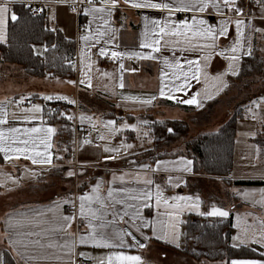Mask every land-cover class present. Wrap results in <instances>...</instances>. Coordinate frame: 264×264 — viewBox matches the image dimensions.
<instances>
[{
	"label": "crops",
	"instance_id": "1",
	"mask_svg": "<svg viewBox=\"0 0 264 264\" xmlns=\"http://www.w3.org/2000/svg\"><path fill=\"white\" fill-rule=\"evenodd\" d=\"M73 1L75 0H0V4L8 5L10 13L14 12L16 4H24L32 9L39 6L40 13H46L52 28L61 29L68 39L76 42V55L72 61L75 69L74 78L26 76L23 72L19 78L5 80L8 85L14 87L15 91L13 94L0 96V104L4 105L8 120L7 124L0 127L52 126L56 128V132L51 138V164H33L30 159L15 156L6 160L4 153L0 152V264L11 263L7 262V256L14 259L15 264H70L66 251L59 247L40 249L30 246L28 252L25 253L22 244L14 243L21 239L16 235L17 232H40L41 230H47L48 234L41 237H28V239H40L45 245L48 243L62 245L65 241L75 239V264H96V257L105 256L112 251H124L128 255H138L142 258L143 264H196L178 250L166 247L156 240L177 247V244L180 245L182 242L183 222L187 214L208 212L212 206L223 208L229 212L227 217L232 216L234 231L231 234V244L234 246L233 237L239 236L243 241L246 234L247 241L243 243L236 241L238 246L234 247H247L254 252V255L231 258L221 261L220 264H231L232 260H264V246L254 242L261 238L254 235V230L259 228L260 224H263L261 222L264 221V205L259 203L262 192H264V145L260 142L264 140V100L262 103L255 102V99L248 102L237 119L234 166L226 177L196 174L193 172V164L190 172L174 168L171 164H162L157 169V161L169 159L172 164L173 162L179 163L182 156L160 158L155 162L147 159L136 162L142 158L141 155L145 151L153 147V137L147 123L148 116L157 119L190 121L207 101L219 97L227 88L228 75H234L229 65L231 64L238 73L243 57L247 56L244 53L248 50L249 44L252 51L255 38L262 37L264 34V12L261 11L260 5L256 3V0H237L238 5L244 9L242 15H237L235 11L227 8H224L222 12H217L209 3L203 12L176 11L169 16L166 10L135 8L131 4L124 3V0H119L109 16L107 11L86 14L84 9L86 7H111V0H103V3H93L90 6L85 4L80 13L73 12L69 8L68 3ZM165 2H171L175 6L176 0H165ZM222 3L223 0H221ZM193 16L197 18V21L199 19L208 21V24L216 29L219 28L222 20H229L228 35L226 37L217 36V47L214 52L204 46L210 41L201 37H193L192 33L187 34L191 41V50L184 52L180 49L188 46L185 38L172 34H166L160 40L159 52L152 48L141 47L146 27L150 30L153 27V20L175 22V25L179 27L182 20H187L191 24ZM237 19L244 21V26H242L243 47L241 51L235 53L239 56V60L233 63L226 58L233 55L230 51L225 52L224 55L220 53L226 48L230 49L235 43L237 38L235 21ZM10 20L9 16L5 28L6 40L0 43L8 41ZM79 24L86 26L88 32L85 35L79 34ZM98 33H104V35L99 36ZM83 36H90L91 39L86 42L82 39ZM101 47L108 51L107 55H100ZM34 50L38 54H43L45 48L37 44ZM112 51L138 52L142 56L150 53L155 58L125 55L117 59L111 56ZM209 52H212V56L205 61L204 57ZM173 53L185 68L187 67L184 64L185 58L196 61L201 68L199 82L193 80L186 91L174 92L176 99L159 95L161 87L170 83L162 73L167 72L170 76L175 71L165 64V58L174 62ZM121 64H123V69L120 67ZM121 79L123 87L120 86ZM81 80L85 82L81 83ZM196 93L200 94L199 106L182 102L184 99L192 98ZM47 96H52V100H61L70 104L68 111L64 112L67 117H73L70 119L74 127L70 158H63L64 153L57 146L58 125L47 122L45 117L44 101L47 100L45 99ZM60 96L68 99H58L57 97ZM209 96L211 98H208ZM21 97L25 98L22 102ZM153 97L155 99H152ZM28 100L32 103L27 104ZM39 100L42 112L36 115L42 116L43 119L24 121L22 117L28 113L23 109L30 108ZM69 101H74V103ZM183 116L187 118H179ZM81 117L84 119L82 120ZM108 121H114V127L106 126ZM221 123L216 124L218 128ZM132 125L136 127L123 128ZM88 127H93L97 135L92 143L85 144L81 141L80 131ZM138 130L144 134L145 141L142 144L137 143ZM101 137H103L102 140ZM99 139L103 144L97 143ZM120 141L127 142L132 147L124 148L120 145ZM105 144L109 145L108 148H119L120 151L101 154L104 157L103 162L98 165L94 164L93 160L97 158L98 148ZM108 156L115 158L106 159ZM141 165H150V167L145 169ZM54 167H63V173L68 180H73L80 175L88 178V184L80 190L73 188L70 191L57 192L47 198L23 200L22 196L26 191L31 193L39 191L34 186L30 189V186L42 181L47 171ZM89 169H93L92 174L87 173ZM69 170L75 175L68 176ZM221 178L222 180H219ZM146 181L153 183L146 184ZM96 185H99L98 194L100 196L107 197L108 191L112 189L113 198L116 200H127L130 194L151 189L153 196L148 201L149 206L147 207L143 206L142 202L127 200V203L135 204L141 213L142 220L136 223L148 222V227H141L140 232H137L126 223L128 217H125L123 221L118 220L116 224V228L131 231L141 244L146 245L145 247L110 249L79 243V237L90 231L87 220L79 215V197L92 194ZM157 185L162 197L168 198V205L175 203L170 199L171 197L188 196L192 197L189 204L199 198L201 201L199 209L186 207L178 215L170 217L167 213L173 212L174 209L168 207L163 199L159 205L156 204ZM120 189L129 191L121 192ZM210 190L215 191L216 195L208 192L215 197V200H208L207 191ZM244 193L248 195L245 196ZM65 201H74L75 207L72 203H65ZM93 207L97 205L94 204ZM124 207L125 205L116 204L117 209ZM129 211L132 210L129 209ZM37 213L42 215L38 216ZM62 215L75 216L71 226L63 230L60 228L63 223L60 220ZM10 219L13 224L19 221V225L9 227ZM106 219H112L110 212ZM172 224H175L177 235L173 234L170 227ZM105 231L111 233L112 228L109 227ZM144 237H150V239L146 241ZM125 240L127 244H135L131 237H125ZM81 252L89 255L81 257L78 255ZM26 256H46L48 258L26 260ZM56 256L62 258L55 259Z\"/></svg>",
	"mask_w": 264,
	"mask_h": 264
},
{
	"label": "snow or ice",
	"instance_id": "2",
	"mask_svg": "<svg viewBox=\"0 0 264 264\" xmlns=\"http://www.w3.org/2000/svg\"><path fill=\"white\" fill-rule=\"evenodd\" d=\"M94 0H88L89 6L92 5ZM119 0H111V7L102 6L100 8H93V7H86L84 9L85 13H103L106 12L111 15L112 8L118 4ZM103 3V0H102ZM124 3L131 4V6L135 8H150L155 10H166L168 15L171 16L176 11H199L203 12L208 7L209 3H211L212 7L216 9L217 12H222L224 8L229 10L235 11L237 15H242L244 9L238 5L237 0H223L221 4V0H176L175 6L171 2H165V0H124ZM261 7V11L264 12V0H256ZM10 19L12 21L17 20V16L14 12L10 13L9 7L7 4H0V41L6 40L5 35V28L7 20ZM147 20V17H145ZM107 23V21H105ZM228 24L229 20L225 19L222 20L219 24V28L216 29L208 24V21L204 19H199L195 16L192 17V23L190 24L187 20L180 21V26L177 27L175 22H162L158 20H153L152 25L153 27L144 32V38L141 44V47L152 48L154 51L159 52L160 50V40L166 34H172L177 37H184L185 41L187 42V47H182L180 49L181 52L185 50H191V41L188 38L187 34L192 33L193 37H201L205 40L210 41V43L204 45L207 48H210L215 51L217 47L216 40L217 36L226 37L228 35ZM199 25V27H197ZM236 25V40L235 43L231 46L230 49H224L220 54L224 55L225 52H231L233 55L226 57L230 59L233 63L239 60V56L235 55V53L242 50V40H243V32L242 26H244V21L241 19H237L235 21ZM99 36H103L104 33H98ZM82 39L84 41H88L91 39L90 36H83ZM108 54V51L104 48H100V55L105 56ZM246 55H251V45L249 44L248 50L244 53ZM125 55H132L141 58H155L150 53L147 56H142L141 53L132 52V53H125L119 51H112L111 56L114 58H121ZM212 56V52H209L205 57V61L210 59ZM174 62H170L167 58H165V64L169 68L175 69L169 76V73L165 72L162 75L169 79L170 83L168 85H164L161 87L159 95L160 96H167L171 99H176V96L173 94L174 92H182L186 91L191 86V81L195 80L199 82L200 80V65L196 61L192 59L185 58L184 64L187 65L185 68L184 65L181 64L179 59L175 58V53H173ZM121 69H123V64L120 65ZM232 74H238L232 65H229ZM84 83V80L80 81ZM74 83V82H72ZM90 86V82H89ZM120 86L123 87V80L121 79ZM167 89V91H166ZM199 93L192 96L190 99H184L182 102L184 104L189 105H197L199 106L200 101L198 99ZM58 99H68L67 97H57ZM208 98H211L210 96ZM24 97H21V102L24 100ZM47 100H52V96L45 97ZM152 99H155L153 97ZM70 103H74V101H69ZM259 107V105H257ZM24 112L28 113L22 117L24 121H31L40 119L42 120V116H38L36 114L42 112V108L38 104H32L30 108L23 109ZM73 117L69 116L68 119H72ZM83 120L84 117H81ZM7 112L4 105L0 104V126L7 124ZM114 121H108L106 126L114 127ZM125 127H132L135 128V125L132 126H125ZM169 132L172 129H168ZM56 132V128L52 126L47 127H8L3 128L0 127V152L4 153L5 159H11L13 156L16 158L25 157L30 159L33 164H51L52 162V153L50 149L52 148V135ZM103 139V137H101ZM83 143L87 144L90 143L89 140L85 139ZM124 148H130L132 145L124 144L122 145ZM107 152H119V148H105ZM114 156H108L106 159H114ZM157 169L162 164H167V161H157ZM191 160H186L184 157H180L179 164L183 167L181 170L185 172H190L192 170ZM142 168H149L150 165H141ZM68 176H73L75 173L71 170L68 171ZM171 179V178H169ZM146 184L153 183L152 181H146ZM155 192V199L156 204L159 205L161 200L168 205V198H163L159 186H156ZM121 192L129 191L127 189H120ZM99 185L93 190L92 194H84L79 197V215L85 218L88 222V228L90 231L86 235H81L79 237V243L82 245L92 244L96 247H104L110 249H118L124 247H145V244H141L139 240L132 234L131 231L126 230L125 228H116L117 221H123L125 217H128V223L131 228H134L137 232H140L141 227H148V222L143 223H136L138 220H142L141 213L139 208L135 204L127 203V200L138 201L142 202L143 206L147 207L148 201L152 199L153 193L151 189H144L139 191L136 194H130L126 199L116 200L113 198V190L110 189L107 193V197H102L99 194ZM245 196L248 193H244ZM175 203L172 205H168V207L174 209L173 212L167 213V215L176 216L181 213L186 207L188 208H195L199 209L201 201L199 198L192 204L188 202L192 200V197L188 196H174L170 198ZM110 202V203H109ZM65 203H72L73 207H75L74 201H65ZM262 205H264V192H262L261 200L259 201ZM97 205V207H93V205ZM116 204L125 205L123 209H117ZM87 209V211H86ZM131 209L132 211H129ZM111 213L112 219L107 220L106 217ZM37 215H42L41 213H37ZM200 215H207V216H218V217H227L229 212L224 210L223 208L212 206L211 210L208 212H201ZM75 219L74 215H62L60 220L63 223L60 225L61 230L66 227H70L72 221ZM99 221V223H96ZM9 227H15L19 225V221H16L15 224L12 223L11 219L9 220ZM261 223H264L262 221ZM109 227L112 228V232L109 233L105 231ZM173 234H176L175 224L170 225ZM47 230H41L40 232H17L16 235L21 237V239L14 241V243H19L23 245L24 252L27 253L30 246L38 247L43 249L45 247H59L62 250L66 251L67 258L70 261V264H75V239L71 241H65L62 245H54L52 243H48L47 245L41 243L40 239H28V237L36 236L41 237L43 235H47ZM143 235V233H141ZM125 237H131L132 240L135 242L134 245L127 244ZM163 238V237H158ZM147 241L150 237H144ZM234 246H238L235 242L240 241L241 243L247 241V237L243 241L239 236L233 237ZM254 242L260 243L261 246H264V236L260 239L255 240ZM179 247V244H177ZM78 255L81 257H87L89 254L81 252ZM48 257H38V256H26V260H36V259H47ZM55 259H61L62 257L56 256ZM96 264H143L142 258L138 255H128L124 251H112L105 256L96 257ZM231 264H264V260H232Z\"/></svg>",
	"mask_w": 264,
	"mask_h": 264
},
{
	"label": "trees",
	"instance_id": "3",
	"mask_svg": "<svg viewBox=\"0 0 264 264\" xmlns=\"http://www.w3.org/2000/svg\"><path fill=\"white\" fill-rule=\"evenodd\" d=\"M13 10L17 20H10L8 41L0 43V62L21 65L26 76L74 78L75 69L72 61L76 55V42L68 39L61 29L52 28L46 13L35 15L32 8L24 4L14 5ZM37 44L44 46L43 54L35 52L34 46ZM263 49L264 34L255 38L251 55L243 57L238 74L228 75V86L223 93L207 101L197 111L208 116V111L213 105L228 97V101L234 105L217 130H200L189 137L192 123L197 122L196 118L186 121L148 116L153 147L145 151L141 155L142 158L136 162L143 161L142 159L155 162L166 156L183 154L192 160L193 172L196 174L228 176L233 167L237 119L248 102L264 94ZM233 90H237L235 95H232ZM69 106L70 104L61 100L44 101L47 122L58 125L57 146L63 151V158H70L72 155L71 138L74 127L64 114ZM170 127L171 132L168 131ZM67 131L70 134L68 138L63 135ZM183 138V148L173 153L168 151L173 143ZM260 142L264 145V140ZM53 169L63 173L64 168ZM87 184L88 181L80 184L79 190ZM183 227L184 232L179 247L156 241L178 250L198 264H220L221 261L231 258L254 255V252L247 247H234L231 244V234L234 231L232 216L211 217L189 213L185 217ZM7 260L15 264L14 259L9 256Z\"/></svg>",
	"mask_w": 264,
	"mask_h": 264
},
{
	"label": "rangeland",
	"instance_id": "4",
	"mask_svg": "<svg viewBox=\"0 0 264 264\" xmlns=\"http://www.w3.org/2000/svg\"><path fill=\"white\" fill-rule=\"evenodd\" d=\"M263 58H264V49H263ZM24 69L21 65L19 64H14V63H7V62H0V96L2 95H8V94H13V92L15 91L14 87L12 85H8L7 82H5V80L8 79H12V78H19L23 75ZM25 74V73H24ZM264 86V83H263ZM237 92V90H233L232 91V95H235ZM228 97H225L224 99H222L221 101L217 102L215 105H213L209 111H208V116L207 115H202L199 112H196L193 115V119H197V122L192 123L191 125V130H190V134L189 137L193 136L194 134L197 133V130H201L202 128H204V130H217L218 129V124L219 122H223L229 114V111L232 109L233 107V103L228 101ZM264 100V94L255 98V102H261ZM40 100L38 102H36V104L39 105ZM179 118H187V117H179ZM129 122V121H127ZM147 123L149 124L150 121L149 119L147 120ZM99 124V123H98ZM126 128V127H123ZM171 129V127H170ZM137 130V129H136ZM129 134V132H128ZM66 138H68L70 136V134L68 133V131L63 134ZM80 135H81V141H83V134L82 131H80ZM136 135L138 136V142L139 144H142L145 139H144V134L142 132H140V130H138V132L136 133ZM102 140V139H101ZM100 139L97 140V143H102ZM183 139L176 141L175 143H173L169 148L168 151L169 152H177L179 151L182 147V143H183ZM120 145H130L127 142L124 141H120ZM103 144V143H102ZM108 148L109 145L105 144L101 147L98 148L97 150V158H94L93 162L94 164L97 163L101 164L103 162L104 157H102L101 154L104 155V153L106 154L107 151H105V148ZM121 147V146H119ZM77 155V154H76ZM177 156H182L187 158L185 155L181 154V155H177ZM177 156H166L164 158H175ZM165 161L169 162L167 164H171L172 167L174 168H181L182 169V165L179 164L178 162H170L169 159H166ZM173 161V160H172ZM165 164V165H167ZM240 164H242L240 162ZM234 166V165H233ZM239 167V165L237 166ZM233 169V167H232ZM88 174H92L93 173V169H89ZM88 180V178H85L84 176L81 177L80 175L75 178V179H70L68 180L67 177H65L64 173H61L59 170L56 169H50L49 171H47V173L44 175L43 180L37 182V184H33L30 186V189L36 187L39 189L38 192L35 193H31L26 191L25 193H23V200L28 198L30 199H40V198H47V197H51L52 195L56 194L57 192H63V191H70L73 188H79L80 184L86 182ZM219 180H222L219 179ZM207 186V185H205ZM205 190V189H204ZM211 192L212 194L214 193V195H216L215 191H207V197L209 198L208 200H215V197L211 196ZM240 225V223H239ZM261 226L257 229L254 230V235L256 237H262L264 236V223L260 224ZM242 233V231H241ZM244 237H247V235L245 234ZM194 261V260H193ZM196 263V262H195ZM198 264V263H196Z\"/></svg>",
	"mask_w": 264,
	"mask_h": 264
},
{
	"label": "built area",
	"instance_id": "5",
	"mask_svg": "<svg viewBox=\"0 0 264 264\" xmlns=\"http://www.w3.org/2000/svg\"><path fill=\"white\" fill-rule=\"evenodd\" d=\"M93 3L100 4L102 3V0H94ZM85 4H88V0L87 1L75 0L73 2H69L68 6L73 12L80 13ZM32 12L35 15L40 14V7L39 6L33 7ZM78 32L81 35H85L88 32V30L85 25L79 24ZM30 103H32V101L28 100L27 104H30ZM82 134H83V141L87 139L90 141V143H92L94 139L96 138L97 131L93 127H88L82 131ZM90 143H87V144H90Z\"/></svg>",
	"mask_w": 264,
	"mask_h": 264
}]
</instances>
